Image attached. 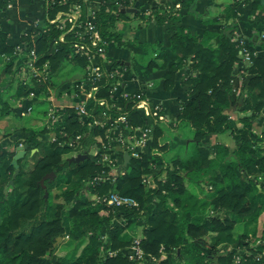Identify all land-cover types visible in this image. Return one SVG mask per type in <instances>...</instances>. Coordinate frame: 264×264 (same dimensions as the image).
<instances>
[{"label": "trees", "instance_id": "1", "mask_svg": "<svg viewBox=\"0 0 264 264\" xmlns=\"http://www.w3.org/2000/svg\"><path fill=\"white\" fill-rule=\"evenodd\" d=\"M136 1L103 0L95 9L96 25L109 42L134 54H149L146 68L151 75L165 70L161 78L166 89L175 85L179 69L192 60L191 68L197 72L185 79L191 98L180 104L178 112L179 121L193 128L186 155L165 156L171 145L162 141L165 131L159 124L161 110L153 107L151 115L146 116L136 108L133 95L119 109L109 106L110 85L116 80L111 71L121 63L117 60L95 79L96 98L108 101L94 110L97 123L82 122L75 108L66 106L52 128L45 124L38 128L21 125L12 130L4 127L5 117L12 111L19 114L10 98L16 103L21 99L31 101V112L35 103L43 102L44 85L37 91L40 97L33 100L31 72L26 78L22 76L29 50L24 48V54H15L17 43L10 42L7 31L0 27V120L4 119L0 122V264H132L128 246L134 236L129 231L139 224L145 253L159 257L162 247L166 252L167 257L158 264H264V226L261 232L259 227L264 212V126L259 133L253 128L264 109V53H256L255 37L238 34L235 28L241 2H251L254 9L264 11V0H233L223 5L225 24L217 44L212 41L215 31L207 30L200 36L184 25L171 32L169 44L124 38L116 25L119 19L139 17L143 22L155 19L162 24L176 18L182 8L191 12L198 0H164L169 3L164 8L150 5L146 9H126ZM177 1L180 6L175 8ZM8 2L0 0V19L6 15ZM45 3L43 23L29 27L21 41H29L35 34L36 63H47L52 84L67 85L87 72L88 56L76 52L73 44L82 39L80 32L93 4L91 0ZM73 4L81 6L78 22L82 24L67 31L50 21ZM203 15L206 22L218 19ZM62 33L64 39L60 40ZM247 54L250 61L246 65ZM239 62H244L248 71L242 83L234 72ZM68 66V77L58 80ZM75 73L82 76L71 79ZM14 82L15 91L6 96ZM234 106L240 114L238 120L228 111ZM104 112L125 113L131 126L152 124L151 144L139 156H132L121 173L103 159L106 149L102 143L111 127ZM44 113L46 120V110ZM51 131L57 136L55 140L48 138ZM226 131L236 141L234 149L222 142L206 143L210 133ZM16 132L22 137L2 142ZM77 133L82 137L74 140ZM20 142L28 143L29 148L19 159L20 171L13 177L12 160ZM92 148L95 153H89ZM76 152L88 156L71 160ZM51 171L56 176L42 182ZM96 176L105 178L92 182ZM12 178L13 188L6 192ZM110 190L135 197L139 205L115 207L97 200ZM115 217H123L124 224L115 223ZM238 223L243 228L236 234ZM67 237L75 241L74 247L58 253Z\"/></svg>", "mask_w": 264, "mask_h": 264}, {"label": "crops", "instance_id": "2", "mask_svg": "<svg viewBox=\"0 0 264 264\" xmlns=\"http://www.w3.org/2000/svg\"><path fill=\"white\" fill-rule=\"evenodd\" d=\"M91 2L93 5H100L103 0H91ZM136 2H138L137 9H146L150 5H157L164 8L169 5V3L164 0H152L151 4H149L146 0H137ZM179 4L180 3L177 1L173 6L176 8L180 6ZM223 5L225 4L222 1L198 0L195 5V11L189 12L182 8L176 18L168 19L162 24L157 23L155 19H152L148 22H143L139 17H132L128 18L127 20L119 19L116 22V25L122 30L124 38H136L144 42L161 40L165 44H169L171 32L177 26L184 25L192 32L198 33L200 36L204 35L207 30L215 31L217 35L212 41L214 44H217L219 41V35L225 24V13L221 10ZM45 11L46 3L44 0H12L11 5L6 6V15L0 19V27L7 31L10 42L19 43L21 41L23 32L25 29L30 27L32 22L38 21L40 24L43 23ZM148 11L149 10H146V16L149 13ZM200 14L218 17V19L217 21L206 22L202 16H200ZM141 21L143 24L139 25ZM235 28L238 34L247 37H255L257 39L256 53H264V11L262 8L254 9L251 2H241L239 4L238 16L235 21ZM107 57L111 62L115 60L121 62V90L125 93H130L144 88L143 91L151 104H160L162 107L159 124L162 126V123H164L170 128L171 131H173V136H171L169 140L166 141L169 142L170 145L178 144L182 145L183 148H186L192 139H190L191 135L187 136L186 138L176 130L178 126L183 123L178 119L180 104L184 101H188L191 98V95L187 91L189 84L186 83L185 79L189 74L197 72L191 68L192 60L188 59L183 64V66L177 72L175 85L170 89H166L161 78V74L165 70L162 69L151 75L146 68V63L148 60L144 61L141 55L134 54L130 49L120 47L115 42L110 41L107 46ZM244 62L245 64L247 63L246 60ZM243 63H237L234 71L235 74L240 78L241 83L243 76L248 74L246 67L247 64L244 65ZM237 92L241 94L242 90L239 89ZM32 99L34 100L35 98ZM17 103L18 104L15 107V110L19 114L28 112V107L30 106L31 101L21 99L18 100ZM228 111L235 119L238 120L240 114L237 112L236 107L235 109L234 107H231V110ZM37 120L38 123L34 124V127H37L38 124L40 125V122L45 124L43 119L40 121L39 118H37ZM263 126L264 109L254 120L253 128L259 133L263 129ZM11 135L12 141L16 140V138L18 139L22 137L21 132H16ZM11 135H9V137ZM6 139L2 142L4 143V141L11 140ZM162 141L164 140L162 139ZM205 141L207 144L222 142L229 145L232 149L236 147V141L231 135L230 131L212 132L207 135ZM260 216L264 217V212ZM260 219L259 221H261ZM114 222L124 224L125 220L123 217H115ZM166 257V252L162 253L161 260Z\"/></svg>", "mask_w": 264, "mask_h": 264}, {"label": "built area", "instance_id": "3", "mask_svg": "<svg viewBox=\"0 0 264 264\" xmlns=\"http://www.w3.org/2000/svg\"><path fill=\"white\" fill-rule=\"evenodd\" d=\"M48 0H44L47 2ZM12 0H9L7 5H11ZM180 5V4H179ZM99 4L91 5L88 17L84 21V30L80 32L82 39L74 42L73 48L76 52L88 56V64L86 66L87 72L78 81H70L67 85H54L49 81L50 71L47 68V63L37 64V54L34 50L35 34L32 35L29 41H20L16 45L15 54H24V48H28V64L22 67L23 78H26V73L31 72L33 88L31 89V98H38V89H42L44 95L40 98L43 102L49 104L46 109L45 125L52 128L55 122L61 117L62 110L66 106L74 107L82 122L87 121L89 125L97 123L98 118L94 114V110L103 104H108L104 98H96L95 93L97 85L95 79L101 76L105 69L111 67V62L107 57V46L109 41L102 34L96 25L95 9ZM149 12V11H148ZM81 14L80 4H73L68 11H59L50 21L55 23L59 28H67V31L72 29L75 25L82 23L78 22ZM40 26L38 21L32 22L30 27ZM28 29V28H27ZM27 29L23 33L28 34ZM64 34L59 36L60 40L64 39ZM58 42V41H56ZM243 42V40H242ZM99 57V58H98ZM246 61H250V56L247 54ZM111 74L116 78L110 85L111 101L109 106L111 108H121L129 95H133L136 100V108L141 109L146 116H150L152 108L161 110L160 104H151L143 90L125 93L120 88V77L122 69L120 65H115ZM93 102L92 104H90ZM31 105L28 110L31 109ZM162 113V112H161ZM159 115V118L161 116ZM105 121L111 122V127L106 135V140L102 143V148L106 149L103 153V159L109 162L117 173L124 161V152L129 151L131 157L139 156L144 149L151 144L152 141V124L146 123L142 126L128 125V118L125 113H110L104 112ZM82 137V133H77L73 136L74 140ZM48 138L55 140L57 138L54 131H51ZM23 144V143H21ZM72 144V143H66ZM96 149L92 148L89 153H95ZM82 152H76L75 155ZM88 154V153H87ZM123 169L121 170V172ZM120 172V173H121ZM105 178L104 176H96L91 181L96 182ZM98 201H102L110 206H122L124 208L136 207L139 201L130 195L121 194L116 190H110L107 194L97 197ZM68 236V235H67ZM142 231L136 234L128 246V257L132 264H158L161 256L156 257L147 255L141 246ZM165 251L161 248V255ZM114 253V252H113Z\"/></svg>", "mask_w": 264, "mask_h": 264}, {"label": "rangeland", "instance_id": "4", "mask_svg": "<svg viewBox=\"0 0 264 264\" xmlns=\"http://www.w3.org/2000/svg\"><path fill=\"white\" fill-rule=\"evenodd\" d=\"M217 1H222L224 4H228L229 2H231L233 0H217ZM149 56H150L149 54H144L142 56V58H143L144 61H146V60H148ZM1 66H2V64H1ZM70 72L71 71H70L69 66L68 67H65V69L63 70L61 76H59L58 80H62L63 78L68 77V75L70 74ZM16 85H17V83L14 82L13 85H11L8 88V90L5 93V95L8 96L9 94L13 93L15 91V89H16ZM9 102L13 105V108L15 109V107L17 106L18 103L14 102V101L12 102V99L11 98H10V101ZM48 106H49V104L47 102H42V103H39V104H36L35 103V107H33V110L31 112H27L23 116L22 115H19V114H16V113H14L12 111L10 115H8L7 117H5V121L6 122H5V124L3 126L4 127H7L8 129L11 128V130H12L15 127H19L21 125L29 124V125L32 126L34 124H37L38 123L37 117L39 118L40 121L45 118L44 117L45 116L44 111L48 108ZM3 120H0V122H2ZM182 122L183 123H181V125L178 126V128H177L176 131H178L179 133H181L186 138H187V136L191 135L190 136V139H191L193 137V128H192V126L188 122H185V121H182ZM42 125H44L42 122H40V125L38 124V126H42ZM162 126H163V128L165 130L162 139L164 141L169 140V138L171 136H173V131H171L170 128L166 124H164V123H162ZM1 131H2V127H0V134H1ZM6 138H5L6 140H9V139L12 140V135L10 137H6ZM5 139H3V140H5ZM182 148H183L182 145H178V144L173 145L172 144L170 146V148L167 151H165V156L166 157H170V156L175 155L177 153H180L181 155H186V148H183V149ZM55 176H56V174H55ZM11 180L5 186V188H7L8 190H10V189L13 188L12 184L14 183V181L12 183ZM260 218H261L260 219L261 221H259V227H260V232H261L262 229H263V226H264V217H261L260 216ZM242 228H243L242 224L241 223H238L236 225V227H235L236 234H239L242 231ZM141 230H142V225L139 224L137 227L135 226L129 232H130L131 235L133 234V236H135L136 234L140 233ZM74 245H75V241H73L72 239H70L69 237H67L66 240L62 241V243L60 244V246L57 249V251H58V253L64 254L65 252H68L69 250H71L74 247Z\"/></svg>", "mask_w": 264, "mask_h": 264}, {"label": "water", "instance_id": "5", "mask_svg": "<svg viewBox=\"0 0 264 264\" xmlns=\"http://www.w3.org/2000/svg\"><path fill=\"white\" fill-rule=\"evenodd\" d=\"M137 4L138 2H136L133 6L131 7H128L126 9L128 10H136L137 9ZM195 5H196V2H194L191 6V10L192 11H195ZM125 10V9H124ZM247 64H249V61H247ZM82 76L81 73H75L71 79H75V78H80ZM234 109H235V106H234ZM228 110H231V107L228 108ZM29 148V145L28 143H23V144H19L17 146V152L14 154V157H13V160H12V163L15 165V172L13 174V176L15 177L19 171H20V164H19V159L24 157L25 154L27 153V150ZM36 150V148L33 149V152ZM88 154L87 153H78L77 155H74V156H71L70 159L71 160H81L85 157H87ZM130 158H131V155H130V152L129 151H125L124 152V161L120 167V169L118 170V172L120 173L122 169H127L128 167V164H129V161H130ZM55 171H51L47 174H45L44 178L42 179V182H44V180L46 178H54L55 177ZM14 179L11 180V182L13 183ZM6 192H8V189L6 188Z\"/></svg>", "mask_w": 264, "mask_h": 264}]
</instances>
